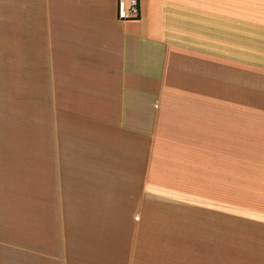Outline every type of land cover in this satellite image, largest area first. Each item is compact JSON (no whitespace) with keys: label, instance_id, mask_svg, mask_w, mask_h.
I'll return each instance as SVG.
<instances>
[{"label":"crops","instance_id":"obj_1","mask_svg":"<svg viewBox=\"0 0 264 264\" xmlns=\"http://www.w3.org/2000/svg\"><path fill=\"white\" fill-rule=\"evenodd\" d=\"M118 2L0 0V264H264V0Z\"/></svg>","mask_w":264,"mask_h":264},{"label":"built area","instance_id":"obj_2","mask_svg":"<svg viewBox=\"0 0 264 264\" xmlns=\"http://www.w3.org/2000/svg\"><path fill=\"white\" fill-rule=\"evenodd\" d=\"M117 13L118 18L121 20L138 17L140 14V0H119Z\"/></svg>","mask_w":264,"mask_h":264},{"label":"rangeland","instance_id":"obj_3","mask_svg":"<svg viewBox=\"0 0 264 264\" xmlns=\"http://www.w3.org/2000/svg\"><path fill=\"white\" fill-rule=\"evenodd\" d=\"M9 129H12V132H14L15 127H11V128H9ZM16 135H18V134H15V136H16ZM29 140H32V137H30ZM6 151H8V150H6Z\"/></svg>","mask_w":264,"mask_h":264}]
</instances>
